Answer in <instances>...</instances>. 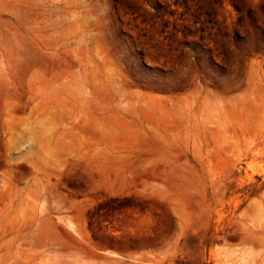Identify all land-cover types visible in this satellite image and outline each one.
<instances>
[{"label":"rangeland","instance_id":"1","mask_svg":"<svg viewBox=\"0 0 264 264\" xmlns=\"http://www.w3.org/2000/svg\"><path fill=\"white\" fill-rule=\"evenodd\" d=\"M0 264H264V0H0Z\"/></svg>","mask_w":264,"mask_h":264}]
</instances>
